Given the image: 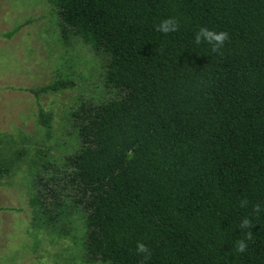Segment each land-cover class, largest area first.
Returning a JSON list of instances; mask_svg holds the SVG:
<instances>
[{
  "label": "trees",
  "instance_id": "1",
  "mask_svg": "<svg viewBox=\"0 0 264 264\" xmlns=\"http://www.w3.org/2000/svg\"><path fill=\"white\" fill-rule=\"evenodd\" d=\"M46 1L63 38L104 58L113 97L69 113L77 146L60 163L43 143L0 161V178L21 169L31 221L64 231L76 215L102 264H139L137 241L147 264H264V0ZM168 17L179 31H154ZM203 26L228 33L218 53L194 44ZM50 119L38 111L46 137Z\"/></svg>",
  "mask_w": 264,
  "mask_h": 264
},
{
  "label": "rangeland",
  "instance_id": "2",
  "mask_svg": "<svg viewBox=\"0 0 264 264\" xmlns=\"http://www.w3.org/2000/svg\"><path fill=\"white\" fill-rule=\"evenodd\" d=\"M103 63L78 39L61 36L46 0H0V161L40 143L57 163L70 154L77 141L69 113L80 103L113 97L103 83ZM56 80L72 87L39 92ZM39 110L50 115L48 137L37 122ZM80 227L76 215L64 231L33 223L21 169L0 178V264H102L85 255Z\"/></svg>",
  "mask_w": 264,
  "mask_h": 264
},
{
  "label": "clouds",
  "instance_id": "3",
  "mask_svg": "<svg viewBox=\"0 0 264 264\" xmlns=\"http://www.w3.org/2000/svg\"><path fill=\"white\" fill-rule=\"evenodd\" d=\"M154 31L161 33L162 35H169L179 31V22L175 17H168L162 19L154 26ZM229 39L228 33L223 31H214L206 26L200 27L193 37V42L196 45L206 43L210 46L211 52L218 53L223 48L225 42ZM248 201L241 199L239 201L240 207H247ZM262 211L261 205H253V212L259 214ZM253 223L248 217H244L239 224V229L243 233V238L235 241V252L245 253L248 250L247 241L253 239ZM135 252L141 257L139 264H147L152 256V250L147 244L141 241H137Z\"/></svg>",
  "mask_w": 264,
  "mask_h": 264
}]
</instances>
